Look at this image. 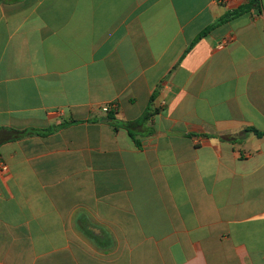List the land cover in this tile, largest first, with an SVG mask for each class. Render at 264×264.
Segmentation results:
<instances>
[{
	"label": "crops",
	"instance_id": "1",
	"mask_svg": "<svg viewBox=\"0 0 264 264\" xmlns=\"http://www.w3.org/2000/svg\"><path fill=\"white\" fill-rule=\"evenodd\" d=\"M243 5L0 0V264H264V0L199 38Z\"/></svg>",
	"mask_w": 264,
	"mask_h": 264
},
{
	"label": "trees",
	"instance_id": "2",
	"mask_svg": "<svg viewBox=\"0 0 264 264\" xmlns=\"http://www.w3.org/2000/svg\"><path fill=\"white\" fill-rule=\"evenodd\" d=\"M261 3H262V0H250V2L244 4L238 10H235V11H232V12L226 14L221 20H219V22H217L216 24L212 25L211 27L206 29L204 32H202L201 35L199 36V38L204 37L210 30L214 29L218 24L227 22L230 19H232L236 16H239L243 13H246L247 11H250L252 9H258L260 7ZM113 112H110V114H108V116H109V119L114 122L115 118L113 117ZM124 127H126L129 130L128 124L124 125ZM21 134L22 133H20V135Z\"/></svg>",
	"mask_w": 264,
	"mask_h": 264
},
{
	"label": "built area",
	"instance_id": "3",
	"mask_svg": "<svg viewBox=\"0 0 264 264\" xmlns=\"http://www.w3.org/2000/svg\"><path fill=\"white\" fill-rule=\"evenodd\" d=\"M232 1L237 5H242V4H246V3L250 2V0H232ZM117 110H118V108H117V105H115V104H108L102 108L103 113H105L107 115L113 111L117 112ZM0 171H2V172L8 171L7 165L1 159H0Z\"/></svg>",
	"mask_w": 264,
	"mask_h": 264
}]
</instances>
